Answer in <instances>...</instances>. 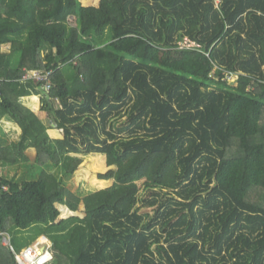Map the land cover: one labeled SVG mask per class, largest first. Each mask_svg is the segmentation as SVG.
Masks as SVG:
<instances>
[{
    "label": "trees",
    "instance_id": "1",
    "mask_svg": "<svg viewBox=\"0 0 264 264\" xmlns=\"http://www.w3.org/2000/svg\"><path fill=\"white\" fill-rule=\"evenodd\" d=\"M84 1L0 0V264H264V0ZM87 156L112 185L73 194Z\"/></svg>",
    "mask_w": 264,
    "mask_h": 264
},
{
    "label": "rangeland",
    "instance_id": "2",
    "mask_svg": "<svg viewBox=\"0 0 264 264\" xmlns=\"http://www.w3.org/2000/svg\"><path fill=\"white\" fill-rule=\"evenodd\" d=\"M99 2H100V0H91V1H84L82 3L85 6H95V5H98ZM71 19H73V18H71ZM71 24L75 25L74 19L71 20ZM2 51L3 52L10 51V46L9 45H3ZM212 72L215 75L221 74V70L216 66H213ZM108 77L111 78L112 76L109 75ZM229 81H231V80H229ZM128 127H129L128 115H126L125 117H123L119 120L115 119V129H117L116 131L119 133L121 138L128 137V134H129L128 130L127 131L125 130V129H129ZM63 135H62V137H63ZM53 139H55V138H53ZM32 156H34V152H33V154H30V157H32ZM108 169L109 168L107 166V161L104 157H102V156L84 157L80 167L78 168L77 172L75 173L74 178L72 179L71 183L69 184L68 189H70L73 194H77L78 192H82L83 195L95 193L97 191L106 189V188L110 187L112 185V183H107L105 181L100 180L99 175L102 173H106L108 171ZM39 171H41V169H39ZM8 172H9V170H7V171L5 170L3 173L8 174ZM18 172H19V174H21V171H18ZM11 175H13V172L11 173ZM142 190H143V188H142ZM141 192H143V191H141ZM142 197H144L145 200L151 198V196H145V195H143ZM139 205L143 206V207H141L142 212H144V213L149 212L150 214H153V209L150 207L144 206L143 202H140ZM82 207L83 206H81V208ZM72 214L73 213L70 212L68 209H65L64 214L62 215V218H67ZM42 238L43 237L36 240V242H34L33 245H35L37 242L41 241V244L47 243V245L52 246L51 241L45 240ZM3 244H5L7 246V243H5L4 240H3Z\"/></svg>",
    "mask_w": 264,
    "mask_h": 264
},
{
    "label": "built area",
    "instance_id": "3",
    "mask_svg": "<svg viewBox=\"0 0 264 264\" xmlns=\"http://www.w3.org/2000/svg\"><path fill=\"white\" fill-rule=\"evenodd\" d=\"M179 49H192V50H200L201 45L191 40L189 37H185L183 40L178 42ZM223 72L221 71V74ZM226 79L234 80L238 77L237 75H233L232 73H225ZM235 77V78H234ZM49 75H45L41 71H30L26 73L23 77V81L27 82L30 80H34L37 83H45L46 90L50 89V82L48 81ZM45 239V238H42ZM47 240V239H45ZM5 243L7 246H10L14 251L10 238L4 237ZM45 244V245H44ZM41 244V241L37 242L35 245H32L20 253L15 252L16 260L18 264H50L54 260V255L51 250L52 246L47 245V243Z\"/></svg>",
    "mask_w": 264,
    "mask_h": 264
},
{
    "label": "crops",
    "instance_id": "4",
    "mask_svg": "<svg viewBox=\"0 0 264 264\" xmlns=\"http://www.w3.org/2000/svg\"><path fill=\"white\" fill-rule=\"evenodd\" d=\"M37 99V100H35ZM22 104L29 108L32 112H34L35 114H37L41 119H45L47 117V114L41 111V96H28V97H23L21 99ZM42 116V117H41ZM3 131L9 136L10 140H17L19 139L22 131L21 129L12 121L8 120V119H4L1 122ZM49 135L51 136V138H55V139H62V133L60 130L58 129H53V130H49ZM62 137V138H61Z\"/></svg>",
    "mask_w": 264,
    "mask_h": 264
},
{
    "label": "clouds",
    "instance_id": "5",
    "mask_svg": "<svg viewBox=\"0 0 264 264\" xmlns=\"http://www.w3.org/2000/svg\"><path fill=\"white\" fill-rule=\"evenodd\" d=\"M43 238H45V239H47V240H49L47 237H45V236H43ZM50 241V240H49Z\"/></svg>",
    "mask_w": 264,
    "mask_h": 264
}]
</instances>
